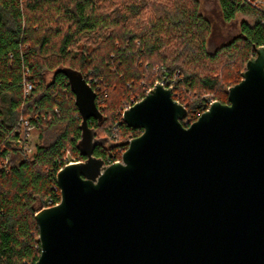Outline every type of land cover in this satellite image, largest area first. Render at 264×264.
I'll return each instance as SVG.
<instances>
[{"label": "trees", "instance_id": "1", "mask_svg": "<svg viewBox=\"0 0 264 264\" xmlns=\"http://www.w3.org/2000/svg\"><path fill=\"white\" fill-rule=\"evenodd\" d=\"M262 1L216 0L222 22L243 15L253 23L240 21L237 33L209 52L213 24L199 0H0V264H35V213L59 201L54 187L66 152L84 160L74 96L65 75L53 74L84 76L103 116L100 126L88 121L98 137L116 143L139 136L121 115L156 83L172 87L187 127L210 99L227 104L226 90L264 47V13L253 6ZM20 118L40 140L29 157L17 142ZM125 150L103 145L93 155L109 165Z\"/></svg>", "mask_w": 264, "mask_h": 264}, {"label": "water", "instance_id": "2", "mask_svg": "<svg viewBox=\"0 0 264 264\" xmlns=\"http://www.w3.org/2000/svg\"><path fill=\"white\" fill-rule=\"evenodd\" d=\"M56 73L74 96L84 160L57 172L58 204L35 213V264H264L263 46L227 104L186 127L172 88L156 83L121 115L141 134L116 143L88 127L103 116L84 76ZM103 145L126 150L106 165L93 155Z\"/></svg>", "mask_w": 264, "mask_h": 264}, {"label": "rangeland", "instance_id": "3", "mask_svg": "<svg viewBox=\"0 0 264 264\" xmlns=\"http://www.w3.org/2000/svg\"><path fill=\"white\" fill-rule=\"evenodd\" d=\"M201 11L206 15L213 24V34L208 39L206 48L209 52H213L221 44L228 41L237 33V25L240 21H245L250 25L253 23V18L239 15L237 20L232 23H224L220 18L219 9L216 0H199ZM184 125V124H183ZM38 132L34 129L30 134V155L35 152V146L39 143Z\"/></svg>", "mask_w": 264, "mask_h": 264}, {"label": "built area", "instance_id": "4", "mask_svg": "<svg viewBox=\"0 0 264 264\" xmlns=\"http://www.w3.org/2000/svg\"><path fill=\"white\" fill-rule=\"evenodd\" d=\"M253 6L255 8L261 10L264 13V1L253 3ZM170 88H172V87H170ZM31 89H32V86L30 84L26 83L24 85V93L25 94H28L31 91ZM213 102H214V100L210 99L208 102V107ZM18 124L20 126V135H19L17 142L20 145L22 153L26 157H29V155H30V134L34 130V127H33V125H31L29 123V120L27 118H20L18 121ZM77 162H79L78 159L71 157L69 152H66L65 156L63 157V159L59 163L61 166L60 169H62V167L65 165L73 164V163H77ZM54 191L55 192L57 191V193L59 195V189H58L57 185L54 187ZM59 200H60V197H59ZM58 202L55 203L54 205L58 204ZM49 205L50 206H48V207H51V202H49Z\"/></svg>", "mask_w": 264, "mask_h": 264}]
</instances>
